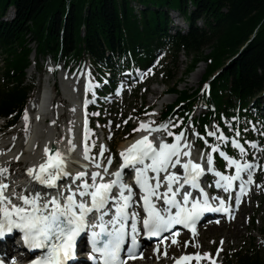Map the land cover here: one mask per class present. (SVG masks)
<instances>
[{
  "label": "snow or ice",
  "instance_id": "1",
  "mask_svg": "<svg viewBox=\"0 0 264 264\" xmlns=\"http://www.w3.org/2000/svg\"><path fill=\"white\" fill-rule=\"evenodd\" d=\"M94 87L90 82L89 90ZM91 102L86 100L85 106ZM23 120L27 134L30 123L27 109ZM154 123L141 122L138 128L133 129L144 130L147 134L119 153L121 163L112 172L109 171L113 163L111 156L107 157L106 164L91 156L95 142L88 143L94 133L88 127L87 117L84 121L82 155L84 159H93L99 171L73 174L68 170L69 154L77 147L72 139L68 140L67 152H61L55 145L49 148L46 144L40 162L27 167L26 172L30 182L45 189H55L54 193L35 186H24L21 191L14 186L10 188L9 167L0 166V244L6 243V237L18 230L29 250H41L29 264H68L75 258L77 239L85 234L91 248L89 258L94 264H128L143 258L139 239L141 232L151 239L171 232L176 225H183L195 234L197 222L204 213L221 211L231 215L230 206L223 198L209 196L201 178L213 174L214 187L225 193H229L234 188V182L239 181L240 195L246 194L248 185L254 182L253 169L256 165L221 150L220 145L227 143L238 151L239 157H246V148L239 140L226 136L218 129L207 132V136L215 137L219 142L211 146V152L218 153L227 167L234 168V175H226L215 168L212 154L201 153L199 160L192 158L193 145L186 139L185 132L173 133L169 130L170 124L172 127L178 125L169 121L153 127ZM158 131L174 136V141L169 143L162 138H149ZM69 132H72L71 128ZM195 135L202 138L198 132ZM235 135L239 136L238 130ZM205 143L208 141L205 140ZM250 143L252 147H257L255 141ZM106 151V146L101 145L98 155L103 158ZM14 159L19 160V157ZM125 169L133 173L132 183L126 181ZM245 174L247 180L244 179ZM66 178L68 182L61 187L58 182ZM193 190H198V193L194 195ZM240 195L235 196L237 206ZM210 200L218 201V205L213 207ZM178 234L172 233L173 244L177 243L175 236ZM159 249L160 244L157 243L155 251L159 252ZM163 255H167L166 248ZM205 258H210V254L197 252L173 257V260L174 264H192L193 260L200 264ZM0 264L4 261L0 260Z\"/></svg>",
  "mask_w": 264,
  "mask_h": 264
},
{
  "label": "trees",
  "instance_id": "2",
  "mask_svg": "<svg viewBox=\"0 0 264 264\" xmlns=\"http://www.w3.org/2000/svg\"><path fill=\"white\" fill-rule=\"evenodd\" d=\"M136 5L143 9L137 11ZM11 6L16 15L11 22L0 21V50L6 57L5 79L13 86L0 89V115L20 112L26 102L31 42L37 57L79 66L89 60L94 72L107 70L113 77L119 70L116 56L122 68L131 62L142 68L168 46L174 52L185 50L191 58L186 75L206 62L202 83L210 82L207 100L216 106V112L199 119L201 133L216 124L234 134L232 118L238 111L247 116L250 103L264 94V0H0V18ZM171 9L189 22L187 33H168ZM169 91L178 98L163 119L179 115L184 125L185 112L201 98L200 88L179 91L173 84ZM240 261L264 264L246 254Z\"/></svg>",
  "mask_w": 264,
  "mask_h": 264
},
{
  "label": "rangeland",
  "instance_id": "3",
  "mask_svg": "<svg viewBox=\"0 0 264 264\" xmlns=\"http://www.w3.org/2000/svg\"><path fill=\"white\" fill-rule=\"evenodd\" d=\"M137 10H139V6H135ZM12 11H10L9 15L12 16ZM173 17L172 24L173 27L176 28L175 30L170 29L169 33L173 34L175 31L180 30L182 33L186 32V26L183 24V16H181L178 12L170 13V18ZM9 16L7 17V20H9ZM199 26H202V23H198ZM32 47H35L32 45ZM206 55L208 54V49L205 52ZM172 57L167 58L166 61H164L162 65V70L167 71L168 73V81L172 85L174 83L178 84V89L180 91L188 90L191 91L196 90L201 80L203 79V76L205 75L207 64L205 61H201L192 71L189 73V75L186 76V69L191 64V58L188 57L185 52H182L179 54L178 59L176 61V64L174 63ZM42 71H39L38 74H35V70L33 66H31L27 70V76H28V84H31L34 86V89L31 93L32 97L42 93V91L45 89L44 87H47L48 85V79H53L52 75V68L53 63L49 58L42 59ZM59 74H66L74 77L69 78H75V70L69 71L68 73L67 68H64L62 65H59L57 67ZM60 70V71H59ZM4 71V63L0 60V82L2 81V73ZM85 71V70H84ZM171 73L169 74V72ZM45 72V77H44ZM36 76V79H33L32 76ZM66 77V76H65ZM162 77V75H161ZM159 76L157 77L156 83H153L150 85L149 91H153L154 89H157L160 91L158 94H149V91L147 90L146 94H144V90H139V93L136 97H134V94L127 93L124 97V100L122 103H119L114 108H105L104 112L100 113L99 115H95L96 117H101L102 119L106 120V124L104 125V132L99 130L98 139L102 138L103 133L108 136L109 134H114L113 138L109 139L110 146L112 148L113 153H118L117 150L119 148V151L123 148L125 144H127L129 139H132L134 137L135 132L131 128H119L118 123H122V117H128L129 115H134L140 107L142 102H146L147 106L151 105L155 102V100L158 99V106L157 109H160V103L165 100V103H171L176 100L177 95H168L164 96L162 98H157L163 90L168 88V83L166 81L164 82V78ZM57 78V77H56ZM67 78V77H66ZM79 78V77H78ZM57 81V79H54V81ZM81 82V81H80ZM53 83H51V86ZM50 87V86H49ZM44 88V89H43ZM51 88V87H50ZM79 88V87H78ZM43 89V90H42ZM80 89V88H79ZM42 90V91H41ZM39 94V95H40ZM38 95V96H39ZM38 96L34 97L32 100H30L29 104L35 100ZM59 97V101H60ZM168 99V101H167ZM260 103L264 104V94L260 95L258 97ZM63 107V106H62ZM65 109H69V105L65 103L64 105ZM261 113L259 116L264 117V106L260 107ZM199 111V110H197ZM196 111V113H197ZM96 113H99L96 111ZM69 114L67 112H64V120L67 122L69 121ZM111 119L113 122L111 125H109L108 120ZM178 117H174L172 119L173 124H177ZM248 122L244 125V131L247 135H249V129H248ZM21 121L18 125V127H21ZM124 126V125H123ZM99 127V126H98ZM112 127V131L110 132L108 129ZM189 128V125L186 129ZM16 131H20V129H16L15 127L8 130L6 132L7 134L13 133L11 136L16 135L14 134ZM133 131V132H132ZM192 137L194 135L192 134ZM264 137V135H263ZM24 138H20L19 142ZM17 141V139H16ZM125 142V143H124ZM259 143V142H258ZM255 153L254 158L255 159L260 156V153L263 155L264 159V151L263 153L259 149H255L253 147ZM115 151V152H114ZM259 183L264 186V174L261 175L259 179ZM252 202L251 205L248 206V203L245 205V208L243 210V214L239 217V222L233 224V226H223V227H214V229L203 228L201 230V234L199 235L200 242H201V249L205 248L206 250H222L223 258L221 259V262H224L225 260L228 262V264H236V261L239 257V254L243 253H249L251 256L258 255L259 258L264 260V189H260L257 191V193L251 198ZM250 219V222H249ZM249 222V225H248ZM237 226V227H236ZM235 227V228H234ZM222 231V232H221ZM263 234V235H262ZM220 238H224L223 242L219 243Z\"/></svg>",
  "mask_w": 264,
  "mask_h": 264
},
{
  "label": "bare ground",
  "instance_id": "4",
  "mask_svg": "<svg viewBox=\"0 0 264 264\" xmlns=\"http://www.w3.org/2000/svg\"><path fill=\"white\" fill-rule=\"evenodd\" d=\"M81 83V77H75L73 79L69 77L66 78L64 74H61L59 77V85L61 91V94L59 96L61 97L60 101L67 100L69 103L68 122L63 118L65 111L62 105H60L61 102H59L57 108L54 107V104L51 105L53 97L50 95V93L53 94V92L49 86L45 87L42 93L28 105L27 111L30 116L29 138L25 141L24 146L22 145L23 142L18 143L10 152H8L7 155L0 157V166L9 167L10 176L8 177V181L10 182V188L14 186L17 191H21L24 186H28L29 188L33 187L34 183L30 182V177H25L24 175L22 176V174H27V167L40 162L41 157L44 155L43 149L46 144L49 148L55 145V147L59 148L61 152H67L69 149L68 140L72 139L73 142L75 141L76 126L78 125L76 115L84 100L83 95L81 96V90L79 91V88L81 89ZM152 92L154 94L160 93V91L157 89H154ZM48 99L50 100V102ZM161 103L164 104L165 100ZM37 117H39V119H37ZM48 117L51 119V121L55 120L56 123L48 124L46 122L45 124L47 125L43 126L44 120ZM24 124L25 121L22 118L20 126L23 127ZM69 128L72 129V132H69ZM153 135L157 137L158 132L154 133ZM13 140L14 138L11 137L10 139H8V142L11 143L13 142ZM15 141L16 140H14V142ZM57 141H59V143H55ZM127 142L128 143L123 146L119 153L127 147L129 141ZM2 146L3 145L0 143V151L2 150ZM20 152L22 153L20 154ZM17 156L19 157V160L14 159V157ZM24 164L26 167L20 168V166ZM83 164L87 168V164ZM70 172L75 174L79 171H75V169L72 168ZM220 251L222 252V250ZM205 260L207 261V258ZM203 264L209 263L204 262Z\"/></svg>",
  "mask_w": 264,
  "mask_h": 264
}]
</instances>
